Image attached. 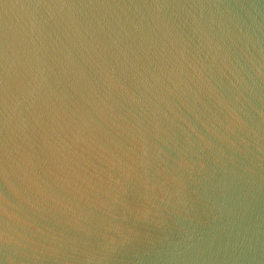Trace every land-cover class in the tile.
<instances>
[{"label": "water", "instance_id": "95a60500", "mask_svg": "<svg viewBox=\"0 0 264 264\" xmlns=\"http://www.w3.org/2000/svg\"><path fill=\"white\" fill-rule=\"evenodd\" d=\"M0 264H264V0H0Z\"/></svg>", "mask_w": 264, "mask_h": 264}]
</instances>
